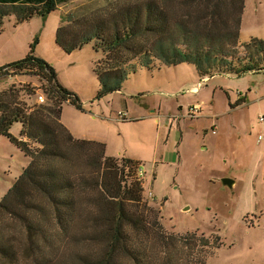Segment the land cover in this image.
Wrapping results in <instances>:
<instances>
[{
	"label": "trees",
	"instance_id": "1",
	"mask_svg": "<svg viewBox=\"0 0 264 264\" xmlns=\"http://www.w3.org/2000/svg\"><path fill=\"white\" fill-rule=\"evenodd\" d=\"M72 1L0 0V27L8 17L24 23ZM244 9L245 0H146L96 16H68L56 40L67 53L92 43L103 53L95 69L99 98L122 91L143 69L190 64L202 80L258 74L264 72V39L240 41ZM10 71L41 76L49 102L30 108L13 88L0 94V136L30 160L0 202V264H185L175 254L196 252L198 235L165 233L160 211L143 198L141 164L125 159L120 172L106 144L78 139L68 129L65 103L81 106L55 68L31 51L0 69V77ZM15 123L22 125L19 137L11 132ZM199 239L209 247L210 239Z\"/></svg>",
	"mask_w": 264,
	"mask_h": 264
},
{
	"label": "rangeland",
	"instance_id": "2",
	"mask_svg": "<svg viewBox=\"0 0 264 264\" xmlns=\"http://www.w3.org/2000/svg\"><path fill=\"white\" fill-rule=\"evenodd\" d=\"M141 1L76 0L28 22L8 17L0 27V69L31 51L55 68L81 106L65 103L63 123L78 139L106 144L120 172L125 159L141 164L143 198L160 211L165 233L198 235L197 251L179 250L176 259L187 264L202 255L206 264H264V72L202 80L190 64L143 69L122 91L99 98L95 69L103 53L93 43L72 53L57 44L66 17L96 16ZM252 38L264 39V0H245L240 41ZM11 88L30 108L49 102L48 83L32 71L1 76L0 94ZM196 106L199 114L192 111ZM21 131L15 123L11 132ZM24 156L0 137V202L22 175ZM227 178L236 182L233 188L223 184ZM202 236L209 247L200 246Z\"/></svg>",
	"mask_w": 264,
	"mask_h": 264
},
{
	"label": "built area",
	"instance_id": "3",
	"mask_svg": "<svg viewBox=\"0 0 264 264\" xmlns=\"http://www.w3.org/2000/svg\"><path fill=\"white\" fill-rule=\"evenodd\" d=\"M38 98H39V101H40V102L44 103L45 100H44V97H43L42 95H40ZM192 111H193L194 114H199V112H200V107H199V106H196V107H194V108L192 109ZM122 115H124V114H122ZM197 116L199 117V115H192V117H197ZM124 117H125V115H124ZM260 121L264 123V116H261V117H260ZM259 139H260V140H263V135H260ZM137 174H138V178H139V180L143 183L145 172H144V170H143L142 167H139V168H138V170H137Z\"/></svg>",
	"mask_w": 264,
	"mask_h": 264
},
{
	"label": "water",
	"instance_id": "4",
	"mask_svg": "<svg viewBox=\"0 0 264 264\" xmlns=\"http://www.w3.org/2000/svg\"><path fill=\"white\" fill-rule=\"evenodd\" d=\"M223 184L226 185V186H229L230 188H233L234 185L236 184V182L232 179H224L223 180Z\"/></svg>",
	"mask_w": 264,
	"mask_h": 264
},
{
	"label": "crops",
	"instance_id": "5",
	"mask_svg": "<svg viewBox=\"0 0 264 264\" xmlns=\"http://www.w3.org/2000/svg\"><path fill=\"white\" fill-rule=\"evenodd\" d=\"M196 90V89H195ZM63 121V120H62ZM69 129V128H68ZM70 130V129H69ZM71 131V130H70ZM18 133H19V131H18ZM15 135V134H14ZM18 134H16L15 136L16 137H19L20 136V134L17 136ZM0 137H2V136H0ZM3 138H5V137H3ZM7 139V138H6ZM93 141H96V140H93ZM12 145H14V144H12ZM15 146V145H14ZM16 147V146H15ZM17 148V147H16ZM18 149V148H17ZM106 149H107V146H106ZM19 150V152L20 153H22L21 151H20V149H18ZM22 154H24V153H22ZM25 158H26V161H27V165L24 167V169L29 165V163H30V160H29V158L28 157H26V156H24ZM24 169H23V171H24ZM23 173V172H22ZM17 181V180H16ZM15 181V182H16Z\"/></svg>",
	"mask_w": 264,
	"mask_h": 264
}]
</instances>
